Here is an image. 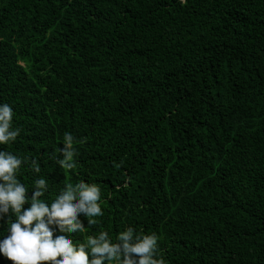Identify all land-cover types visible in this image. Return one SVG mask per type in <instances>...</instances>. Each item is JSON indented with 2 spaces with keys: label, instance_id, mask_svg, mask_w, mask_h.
I'll return each instance as SVG.
<instances>
[{
  "label": "trees",
  "instance_id": "trees-1",
  "mask_svg": "<svg viewBox=\"0 0 264 264\" xmlns=\"http://www.w3.org/2000/svg\"><path fill=\"white\" fill-rule=\"evenodd\" d=\"M0 102L29 198L38 176L45 202L100 188L96 223L53 236L131 226L166 264H264V0H0Z\"/></svg>",
  "mask_w": 264,
  "mask_h": 264
},
{
  "label": "clouds",
  "instance_id": "clouds-1",
  "mask_svg": "<svg viewBox=\"0 0 264 264\" xmlns=\"http://www.w3.org/2000/svg\"><path fill=\"white\" fill-rule=\"evenodd\" d=\"M13 120L12 105L0 102V145H10L20 136L21 129L14 126ZM74 140L73 134L66 131L62 146L53 149L52 156L61 168L74 166ZM83 140L81 137L80 142ZM22 168L37 174L41 171L35 157L0 147V221L7 225L6 234H0V256L12 264H102L105 260L108 264H166L158 255L159 236L155 232H134L131 226L118 231L114 239L101 230L88 235L83 243H74L64 231L53 236V224L83 233L85 227L78 213L84 214L89 225L96 223V218L103 215L100 188L95 182L79 181L66 185L54 199L45 202L40 197L48 182L38 176L32 180L34 190L29 198L28 188L20 179Z\"/></svg>",
  "mask_w": 264,
  "mask_h": 264
}]
</instances>
